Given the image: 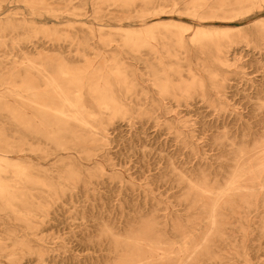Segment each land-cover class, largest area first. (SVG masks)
<instances>
[{
  "label": "rangeland",
  "instance_id": "obj_1",
  "mask_svg": "<svg viewBox=\"0 0 264 264\" xmlns=\"http://www.w3.org/2000/svg\"><path fill=\"white\" fill-rule=\"evenodd\" d=\"M243 4L0 0V155L31 179L4 178L0 264H264V5ZM59 66L120 112L85 88L87 128L53 123Z\"/></svg>",
  "mask_w": 264,
  "mask_h": 264
},
{
  "label": "bare ground",
  "instance_id": "obj_2",
  "mask_svg": "<svg viewBox=\"0 0 264 264\" xmlns=\"http://www.w3.org/2000/svg\"><path fill=\"white\" fill-rule=\"evenodd\" d=\"M132 1V0H128ZM134 1V0H133ZM242 2H245L244 4ZM243 4L244 8L248 7H255V6H261L264 5V0H235V4ZM242 8V7H241ZM243 10V8H242ZM1 14V13H0ZM2 20H0L1 22ZM132 33V32H129ZM144 33V34H143ZM139 35H143L144 40L141 43L142 45H147L149 42L150 37H154L153 32H151L150 29H148L146 32L138 33ZM213 34L207 33L203 30H196L194 32L193 37L191 38V41L200 44L203 40L211 38ZM180 42L182 43L186 36L183 34H179ZM254 41L258 43L260 46L264 43V30L260 31L258 35L255 36ZM132 45H134V41H130ZM129 42V43H130ZM130 43V44H131ZM232 45V43L229 45V47ZM264 46H262L263 48ZM47 71V70H46ZM48 72V71H47ZM59 78L60 81L58 82L57 79L50 77L48 80V85L50 86L51 90L54 92V95L57 97L58 104L60 105V108L56 109L55 113H51V108H47L45 112H50L51 118L54 122L62 125L63 129L67 130V127L71 122H75L79 124L80 126L84 127L85 129L89 125L88 119H92L91 114H87L85 112L84 102H83V94L82 91L85 88H88L90 93L92 94L95 103L98 105L100 109L104 110H111L112 108L115 109L116 113L118 114L120 112V108L118 107V100L117 98L112 95L109 84L104 85L103 87L95 85L92 87L91 81L94 79H88L87 76L77 73L75 70H71L65 66H59ZM216 78V77H214ZM213 83L219 88L220 85L216 80H213ZM88 84V86H87ZM64 85L70 92L68 94H64L61 92V87ZM195 86L191 87L194 89L197 87V84H194ZM27 88L31 90V87L33 86L32 80L28 79L26 82ZM199 86V85H198ZM201 88L204 87V85H200ZM166 89V92L169 91V87H164ZM190 88V89H191ZM190 94V90H187V94ZM42 95L45 97L44 104H47L48 102H54L52 99H49L48 96H46V93H42ZM55 97V98H56ZM68 112H71V114H68ZM49 119L46 120L48 122ZM65 130V131H66ZM259 165L264 167V161H260ZM14 165H10V162L8 158H6L4 155H0V200L6 201L10 207H13L15 203L20 200V197L24 194L17 193L15 190V187L13 185L4 183V178H11L14 176H17L18 178L16 180L23 182L25 185L31 183L30 176L28 172L25 170V168L21 166H16L14 169ZM248 172H250V169H247ZM264 171V170H263ZM4 175H8V177H5ZM20 176H25L24 178H20ZM238 189L237 185H234L233 182L229 185L228 190L233 191ZM225 193H217L214 196L213 201V210H212V223H215V214H214V208L217 207L220 200L224 197ZM147 246H149V251L144 255L142 252V255L140 254V250L137 251V256H140L139 259H145L146 255H153L157 256L159 253V248L156 245V243H152L151 241L146 243ZM142 256V257H141ZM182 264V263H179Z\"/></svg>",
  "mask_w": 264,
  "mask_h": 264
}]
</instances>
